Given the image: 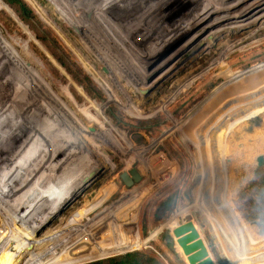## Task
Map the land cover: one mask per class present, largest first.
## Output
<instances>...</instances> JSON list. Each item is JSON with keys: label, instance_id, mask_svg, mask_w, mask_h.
<instances>
[{"label": "rangeland", "instance_id": "obj_1", "mask_svg": "<svg viewBox=\"0 0 264 264\" xmlns=\"http://www.w3.org/2000/svg\"><path fill=\"white\" fill-rule=\"evenodd\" d=\"M3 1L11 9H13L15 14L19 17L27 29L21 26L20 23H18V21L6 11V7L0 5V26L3 27L2 30L0 27V30L4 32L2 42L0 43V57L1 54L4 53L3 51L7 53V46H4V43L8 40L5 36V30L8 31L10 36L15 35L23 39H29L30 49L40 58L42 62L43 71H40V80L38 81L42 82L43 80H47L46 78L48 77H53L55 86L68 81L73 86L72 90L78 97L79 101L83 103L85 101L84 97L85 99L87 98L86 101L92 111L91 114L96 112L104 119V123L109 132L119 140L132 157V165H125L122 162L119 163V159L114 162L115 166L113 169L105 170L98 179H96L89 187L79 194L74 203L63 209L62 215H68L75 206L83 203L86 198L93 199L97 190L101 187L102 182L113 175L111 181L107 182V184L102 188V191L93 203L88 205L86 208H82L74 212L73 215H71L70 218L62 225L59 231L52 234V243L49 246L43 243L44 239H40L39 242L42 241V243L35 250L32 255V259L28 262H22L12 247L0 240V250L6 253L11 263L32 264L38 257L41 258L45 254L47 255L40 261H43L44 259L46 260L48 256L58 255L60 248L71 241L77 234L74 236L75 233H73L67 241L58 246L55 250L50 252L48 250L53 245L59 243V241L66 235L71 234L74 229L79 227L85 221H88V219H91L95 214L99 213L103 207L110 204L114 200L119 199L125 189H132L149 178V172L145 164L133 155L131 147L132 141L136 143V147L140 151H143L144 156L147 159H150L153 156L157 157L162 151L165 152L167 157L175 162L176 168L174 171H171V169L162 171L158 178L152 180L153 184L151 187H145L138 195H133L122 201V203H125L140 195L144 196L140 209V215L138 217L140 239L147 237L149 234L154 236V239L149 241L147 244H144V246H138L139 249L129 252H144L145 254L158 258L163 264H187L186 258L181 254V250L169 230V228H173L184 218V220L193 219L200 228L201 234L205 239L216 263L226 264L218 251L214 235L208 226L210 222V226L217 230L220 238L224 240L232 255L237 259L238 264L236 254L229 247L219 227L215 224L207 211L206 201L208 187L200 173L199 164L195 157L197 150H199L197 148V144L201 143L211 135L215 136L217 142H221V158L226 171L225 176L217 181L216 188L213 192H215L221 185V182L227 180L234 171L231 177V184L225 191H223V194L226 198L234 202L233 205L236 206V210L238 213L240 212V216L246 220L245 222L249 225V233L257 241H264V165H255L253 161L246 158V156H249L248 151L264 139V111L253 117L252 111L247 106L242 105L241 101L229 100L231 96L226 98L220 97L217 100L219 106L211 111L201 112L204 113V115L200 116L199 119L194 122L193 119L200 113L197 114L188 121H185L180 127L172 131L170 134H166L169 131V127L173 125L167 118L168 113L163 111H156L152 113L150 111L146 112L142 109L138 104L135 95H133L131 90L124 84V82L128 80L126 79L128 77V73L123 70L122 73H124L125 76L123 75L124 77L122 76L121 80L119 76H113L108 71L106 66L96 58L95 54L98 53V51L102 52L100 53L99 58H102L105 52L106 55H110L112 57V61H110V63L117 64V61H114L112 56L113 53L103 47L105 44L101 39V34H99L101 41H99L100 47L97 48L92 46L90 41H87L86 44L84 42V38L81 36V33L73 25V23L70 24L74 27L68 26L65 17L59 13L61 12L60 5L57 6L58 4L54 0H39L50 17L63 28L71 42L81 49L84 53L83 56L70 44L64 35L59 33L57 27L52 23V19L47 17L36 4V6H34L30 3V5L34 8L33 9L28 4L29 2L27 3L22 0L31 9L33 14L31 18H27L25 20L18 8L17 9L20 12H18L5 0ZM57 1L60 2V0ZM64 1L67 2V4L69 3V1ZM145 6L146 5L143 6L141 12L144 11V8H146ZM65 7L66 5H64V8ZM112 28L116 30L114 26H112ZM28 32H31L38 42L33 38V35ZM248 32L249 31L246 30L244 34H247ZM261 33L264 34V30H262ZM240 34L243 33L235 30V32L231 33L230 39L233 40L237 36H240ZM226 38L221 37L218 40H215L212 47L209 49L202 50V48H199L194 49L188 54L186 53L181 62L178 64L176 70L167 75L166 78L157 84L155 88L152 82L148 79L147 74L141 72V70L137 67H133V80L140 92L145 91L144 93L146 94L144 97V106L149 109L151 106L156 105L158 100L161 99L163 95L175 88L179 78L185 76L194 69H200V67L206 64L208 60L215 58L216 55H219L224 48V41H226ZM128 48L129 45L125 42L122 52L127 51ZM18 50L19 48L15 49V54ZM78 56L83 59L84 66L80 64ZM207 57L209 58L207 59ZM30 63V65L28 64L29 66H25V68L23 65L22 67L21 65L19 66L24 68L23 71L20 72L23 74L26 73L29 79L32 80L30 76H32L31 70L33 64L32 62ZM34 63V65H38L35 60ZM129 65L132 66V64ZM263 66L264 38L256 40L244 49L233 51L224 62L213 65L212 68L209 69L202 77L198 78L190 87L180 93L174 101L167 103V109L173 116H176L179 120H183L194 108L203 104L205 100L210 98L218 87L226 84L228 80V67L237 75H245L242 79V85L247 89L249 98L257 106L264 107V81L257 85H252L251 81L246 82V78L252 73L263 71ZM92 72L93 74L91 75ZM0 74L5 76V78L0 82V125H5L6 122L9 123V117H13L14 113L18 115L16 119L13 120L15 116L11 119V121H13L10 125L8 123L6 125L7 127L5 130L11 131L12 127L16 126V121L22 118L28 119L30 117L29 115L35 113L36 106L30 105V107H26L29 105L28 96L19 87L20 83L18 81L19 78L17 77V69L15 72H12L0 66ZM97 77L100 79L101 84L96 80L98 79ZM32 82H35V80L33 79L31 83ZM39 90L42 89L37 84H34L31 88V92L38 93ZM221 90L222 89H220L216 95H219ZM119 94L125 95V97L132 102V109L128 108L121 102ZM107 98L110 101H114V103L119 106L111 104L106 110L105 115L104 111L92 100L104 101ZM237 107H239L237 113L228 118L227 113L230 112L229 110ZM22 109L24 110L22 111ZM84 118L82 117L81 119L83 120V125L75 131L72 137L77 135L80 129L84 130L86 127L88 119ZM92 126L93 123L90 124V129H87V132L81 135L78 139L76 138L65 152H59L63 147L62 146L46 156L33 154L26 156L23 162H21L20 171L22 177L16 185L17 189L19 188L20 182L33 170H35V172L31 178L33 176L34 177L32 179L30 178L31 181H34V183L38 186L41 185L42 190L45 191L55 185V183L61 179L62 174L69 173L73 170L82 160L81 156L83 154L75 149L79 147L82 148L84 139L86 140L88 139V136H94L98 132ZM183 128L186 130V134L188 136L187 140L177 132L179 129ZM158 137H163L161 142H157ZM215 144L216 142L210 144V146L213 163L216 168H218L219 151ZM9 145L10 144H6L3 140H0V168L2 169L7 165V163L4 162L6 160L5 157L11 156L12 147ZM207 150L208 149L206 148L201 150L200 154H205L202 156L206 160L205 164L206 169L208 170L209 163L207 161L211 158V155L207 154ZM59 153L60 156L58 157L57 155ZM114 158L116 159L117 157L114 156ZM157 158L159 160L162 159L159 157ZM54 161H57L55 165L52 164ZM131 167L139 168L143 175V181L136 183L132 187H127L124 185L119 175L122 171L125 169L128 170ZM45 171H47V174L40 178ZM213 192L210 195H212ZM169 197L175 198V201L171 210H166L165 206H162V203ZM194 197L200 201L202 214L205 218L202 216L200 211L195 210L184 215L178 214V207L189 206L193 203ZM93 204H96V206L93 207ZM159 206H161L162 211H159ZM9 220L10 225H12L15 221L13 218H9ZM162 221H165L163 226L164 230L157 235L156 227ZM20 222L21 225L28 223L27 218L24 216H21ZM59 223L60 217L52 222L51 227L54 229V227H57ZM47 232L48 229L43 232L41 237L45 236ZM262 257L264 258V252L262 253ZM105 259L107 258L80 264H97ZM250 260L257 261L259 258L253 256L250 257Z\"/></svg>", "mask_w": 264, "mask_h": 264}, {"label": "trees", "instance_id": "obj_2", "mask_svg": "<svg viewBox=\"0 0 264 264\" xmlns=\"http://www.w3.org/2000/svg\"><path fill=\"white\" fill-rule=\"evenodd\" d=\"M5 1L18 12L21 11L20 13L23 19L26 20L33 16L31 9L22 0ZM60 1V3H63L62 0ZM32 2L47 17L51 18L39 0H32ZM52 23L57 27L59 33L64 35L70 44L84 56L81 49L71 42L63 28L54 19H52ZM0 27L2 30L3 27ZM1 30L0 43L4 36V32ZM110 30L114 29L110 27ZM5 33L6 39H8L4 43V46H7V53L3 51L4 53L1 54L0 66L12 72H15L16 69L18 70L19 87L28 96L29 105L26 107H30V105L36 106V112L29 115L30 117L28 119L22 118L16 121L17 124L15 127H12L11 131L5 130L8 122L5 125H0V140H3L6 144H10L9 146L12 147L11 156L5 157L6 160L4 162L7 165L3 169L0 168V240L9 244L16 254H18V258L26 263L32 259L33 253L42 243V241L39 242L40 239H44L43 243L49 246L52 243V234L59 231L74 212L86 208L93 203L102 191V188L107 182L111 181L113 175L102 182L101 187L97 190L93 199L86 198L83 203L75 206L68 215H62L63 209L74 203L79 194L98 179L105 170L113 169L115 166L114 162L119 159V163L122 162L125 165H132V157L119 140L109 132L104 123V119L96 112L91 114L92 111L85 97L83 103L79 101L72 90L73 86L68 81L56 86L53 77H48L46 78L47 80H43L42 82L38 81L40 80V71H43L42 62L30 49L29 39H23L15 35L10 36L7 30H5ZM16 48H19V50L15 54ZM34 60L38 65H34ZM30 62L33 64L32 70L30 68L32 75L30 77L32 80H35L32 83V80L29 79L26 73L23 74L20 72L23 71L25 66H29L31 64ZM19 65L21 67L23 65L24 68H21ZM4 78L5 76L0 74V82ZM34 84L39 85L42 90H39L38 93L31 92ZM119 98L128 108H133L132 102L125 95L119 94ZM92 101L104 111V114L111 104L119 106L108 98L104 101L94 99ZM14 114L13 117L15 116V118L10 116V120L8 119L9 125L18 117L17 114ZM82 117L88 119L87 125L84 130L80 129L77 133L78 136L74 135L72 137L75 131L83 125ZM12 118L13 120L11 121ZM91 123H93L92 127L98 132L94 136H88L86 140L83 137L84 144L82 148L75 149L83 154L81 156L82 160L73 170L69 173L62 174L61 179L46 191L42 190L41 185L38 186L34 181H31L34 177L31 178V176L35 172L33 170L20 182L19 188L17 189L16 185L22 177L20 171L21 162H23L26 156L32 154L46 156L62 146L59 152L67 151V148L76 138L78 139L87 132V129H90L89 126ZM177 132L184 139H188L185 128L179 129ZM213 136H209L201 143H196L199 150H197L195 157L199 164L200 173L208 187L207 197L215 190L217 181L222 179L226 174L220 152L221 142H217L215 136ZM214 142H216L215 146H217L219 151L218 168H216L212 159L210 144ZM205 148L208 149L207 154L211 155V158L207 161L209 163L208 170L206 169V160L202 156L205 154H200V151ZM113 154L117 157L116 159ZM57 156L59 157L60 153ZM57 161H54L52 164L55 165ZM45 174H47V171L43 172L40 178L45 176ZM143 199L144 196L140 195L133 200L122 203L94 224L80 231L71 241L60 248L58 255L48 256L46 260L44 259L37 264H78L83 261L123 253L125 251L127 253L108 257L97 264H163L158 258L145 254L144 252H128L137 250L135 248L138 246L142 247L154 239L150 234L140 239L138 217ZM174 201L175 198L169 197L162 203V206H165L166 210H171ZM160 210L161 206H159ZM193 210L200 211L202 214L200 201L195 197L192 204L178 207L177 212L179 215H184ZM26 213L31 214L35 222L27 219L28 223L21 225L20 218L21 216L25 217ZM202 216L204 217L203 214ZM59 217L60 223L53 229L51 227L52 222ZM9 218L15 220L12 225L9 224ZM164 223L165 221H162L156 227L157 233L163 228ZM208 226L214 235L218 251L224 262L226 264H237V259L232 255L224 240L220 238L217 230L210 226V222ZM47 229V234L41 237ZM6 256V253L0 250V264H13L9 257Z\"/></svg>", "mask_w": 264, "mask_h": 264}, {"label": "bare ground", "instance_id": "obj_3", "mask_svg": "<svg viewBox=\"0 0 264 264\" xmlns=\"http://www.w3.org/2000/svg\"><path fill=\"white\" fill-rule=\"evenodd\" d=\"M25 1L29 2V5L32 3L36 6L32 0ZM54 1L58 4L57 6H61V12L59 13L65 17L68 26H75L81 33V36L85 38L84 42L86 44L89 40L93 43L92 46L100 47L99 34H101V39L105 44L103 47L113 53L112 56L114 61H117V64L110 63L112 57L106 55L105 52L104 56L99 58L102 52L98 51L95 54L96 58L106 66L113 76H119L121 80L124 75L122 71L124 70L128 73V77L126 78L128 80L124 84L135 95L142 109L152 113L156 111L168 113L167 118L173 125L169 127V131L166 134H170L185 121H188L197 114L200 113L193 119L194 122L204 115L201 112L211 111L219 106L217 100L220 97L226 98L231 96L229 100L241 101L242 105L247 106L252 111L253 117L264 111V107L257 106L251 101L247 89L242 85V79L245 75H237L229 67L227 68L228 80L226 84L218 87L213 92L214 94L208 98L210 100L207 99L203 104L198 105L183 120H179L176 116H173L167 109V103L174 101L180 93L190 87L198 78L202 77L213 65L224 62L233 51L244 49L256 40L264 38V34L261 33L264 30V0H66L69 1L68 4L64 0H62L63 3H60L61 1ZM0 5L6 7V11L21 26L26 28L13 9L3 0H0ZM64 5H66L65 8ZM144 5H146V8L141 12ZM70 23H73L74 26ZM112 26L116 30H110ZM235 30L243 34L231 40L230 35ZM246 30L249 32L244 34ZM28 33L33 35L31 32ZM221 37L227 38L224 41L223 50L220 53L218 52L219 55L208 60L200 69H194L179 78L175 88L163 95L156 105L151 106L149 109L144 106L146 94L144 93L145 91L140 92L133 80V67H137L141 72L147 74L148 79L155 88L167 75L176 70L186 53L188 54L194 49L199 48H202V50L209 49L212 47L214 41ZM33 38L35 39L34 35ZM125 42H127L129 48L127 51L122 52ZM78 60L84 66V61L80 56H78ZM129 64H132V66ZM96 80L101 84L99 78ZM249 81H251L252 85L263 82L264 70L249 75L246 78V82ZM220 89H222L221 93L216 95ZM239 107L229 110L230 112L227 113V117L235 115ZM162 138L158 137L157 142H161ZM133 142H131L133 155L145 164L149 172V178L132 189H125L119 199L103 207L99 213L74 229L71 234L62 238L59 243L53 245L48 250L49 252L62 245L73 233H75V236L80 231L94 224L114 207L120 205L125 199L138 195L145 187H151L153 184L152 180L158 178L162 171L166 169L175 170L176 164L170 158L167 157L159 160L157 158L159 157L158 155L157 157L153 156L147 159L143 151H140L136 147V143L134 142V144ZM263 152L264 139L248 151L249 156H246V158L254 162L255 158ZM233 173L234 171L227 180L221 182V185L212 195L207 197V211L219 227L229 247L236 254L238 264H264V258L262 257L264 241H257L249 233V225L245 222L246 220L240 216V212L238 213L235 208L236 206L233 205L234 202L223 194V191L231 184ZM95 206L96 204H93V207ZM25 218L31 222H35L31 214L26 213ZM135 249H138V247ZM123 253H126V251ZM46 255L41 258L38 257L32 264L37 263ZM114 255H106L81 263L101 258L104 259ZM253 256L258 257L259 260L251 261L250 257Z\"/></svg>", "mask_w": 264, "mask_h": 264}, {"label": "water", "instance_id": "obj_4", "mask_svg": "<svg viewBox=\"0 0 264 264\" xmlns=\"http://www.w3.org/2000/svg\"><path fill=\"white\" fill-rule=\"evenodd\" d=\"M254 164L264 165L263 153L255 158ZM119 176L127 187H132L143 181V175L138 167L125 169ZM163 230L162 228L157 235ZM169 230L176 244L181 248V254L186 258L187 264H217L193 219L184 220L183 218L174 228H169Z\"/></svg>", "mask_w": 264, "mask_h": 264}, {"label": "built area", "instance_id": "obj_5", "mask_svg": "<svg viewBox=\"0 0 264 264\" xmlns=\"http://www.w3.org/2000/svg\"><path fill=\"white\" fill-rule=\"evenodd\" d=\"M159 158H167V154L162 151L161 153H159Z\"/></svg>", "mask_w": 264, "mask_h": 264}, {"label": "crops", "instance_id": "obj_6", "mask_svg": "<svg viewBox=\"0 0 264 264\" xmlns=\"http://www.w3.org/2000/svg\"><path fill=\"white\" fill-rule=\"evenodd\" d=\"M153 236V235H152ZM153 238H154V236H153Z\"/></svg>", "mask_w": 264, "mask_h": 264}]
</instances>
